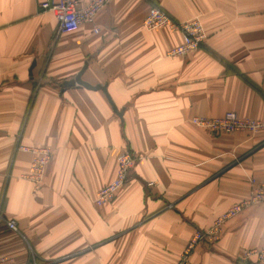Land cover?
<instances>
[{
    "label": "crops",
    "instance_id": "0c3cea01",
    "mask_svg": "<svg viewBox=\"0 0 264 264\" xmlns=\"http://www.w3.org/2000/svg\"><path fill=\"white\" fill-rule=\"evenodd\" d=\"M150 7L199 17L198 50L168 55L181 33L145 29ZM56 31L37 0H0V264H175L195 230L264 181V131L191 123L227 111L264 120V0H110L91 23ZM83 67L105 91L61 85ZM20 147L52 151L40 188L23 178L31 154ZM125 149L128 179L98 206ZM253 248L264 249V202L188 264H244Z\"/></svg>",
    "mask_w": 264,
    "mask_h": 264
},
{
    "label": "built area",
    "instance_id": "2783aa9c",
    "mask_svg": "<svg viewBox=\"0 0 264 264\" xmlns=\"http://www.w3.org/2000/svg\"><path fill=\"white\" fill-rule=\"evenodd\" d=\"M109 1L86 0L85 3H82L83 0H37L40 9L54 13L57 20V34L74 31L83 23H91L95 15ZM142 26L147 30L168 27L180 31L181 42L168 50L167 54L170 56H185L195 52L206 38L205 29L199 17L194 16L188 20L176 21L159 7L148 9L142 19ZM94 31H97V28ZM191 123L209 133L245 131L255 134L264 131V120L239 117L232 111H227L219 117L193 116ZM20 148L31 154L28 171L23 175V178L31 181L35 188H40L52 151L48 147ZM133 162L132 153L126 149L117 155L116 176L110 183L99 189L94 198L96 205L99 206L113 199L116 192L126 183ZM261 202H264V181L251 179L250 195L246 199L233 203L225 212L217 216L207 229L195 230L186 246L179 253L175 264H188L189 257L198 244L217 241L224 224L229 219L235 217L243 209ZM5 225L14 231H18L13 220H5ZM240 261L244 264H264V249H245L240 256Z\"/></svg>",
    "mask_w": 264,
    "mask_h": 264
},
{
    "label": "water",
    "instance_id": "95a60500",
    "mask_svg": "<svg viewBox=\"0 0 264 264\" xmlns=\"http://www.w3.org/2000/svg\"><path fill=\"white\" fill-rule=\"evenodd\" d=\"M84 67L72 78L69 80H65L63 81V83L61 84L63 87H69V86H83L89 89H102L103 91H105V86L103 85H90L89 83L83 81L81 79V75L83 72ZM118 115L121 116V112H118Z\"/></svg>",
    "mask_w": 264,
    "mask_h": 264
}]
</instances>
